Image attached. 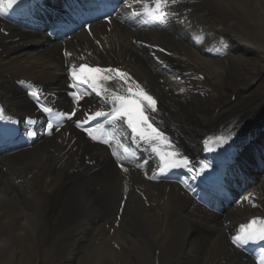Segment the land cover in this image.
Returning a JSON list of instances; mask_svg holds the SVG:
<instances>
[{
	"label": "bare ground",
	"instance_id": "6f19581e",
	"mask_svg": "<svg viewBox=\"0 0 264 264\" xmlns=\"http://www.w3.org/2000/svg\"><path fill=\"white\" fill-rule=\"evenodd\" d=\"M138 9L133 0H17L0 15V102L10 118L0 119V142H9L0 148V264L15 251L35 264H256L264 255L230 243L239 224L264 216V94L261 74L232 86L225 36L259 48L264 0H178L163 26L130 19ZM85 62L120 68L153 94L155 126L190 166L153 182L160 159L123 124L108 129L111 147L77 127L111 107L95 93L74 102L72 92L86 86L70 87V64ZM226 86L233 95L222 100ZM33 89L57 112L76 115L49 118ZM207 133L244 148L215 189L199 188L191 172ZM117 141L136 152L123 161L127 173L113 155L123 154Z\"/></svg>",
	"mask_w": 264,
	"mask_h": 264
},
{
	"label": "snow or ice",
	"instance_id": "6c2138e0",
	"mask_svg": "<svg viewBox=\"0 0 264 264\" xmlns=\"http://www.w3.org/2000/svg\"><path fill=\"white\" fill-rule=\"evenodd\" d=\"M133 2L139 5V9L129 17L130 19L142 16L144 17L143 22L146 24L158 23L163 26L174 15L172 9L178 0H133ZM16 3L17 0H0V15H4L6 9L11 8ZM108 22L111 23L110 18ZM88 31L91 33L90 27ZM226 47L227 45L221 43L217 51L220 52L221 49H226ZM161 51H164V49H161ZM65 55L70 56L71 53L66 52ZM81 59H84V57H81ZM69 74L73 81L70 85L71 88L77 89L80 86H86L83 93L79 91L72 92L77 107L80 101L84 99V96L91 93H95L105 101H111V110L109 112L96 111L90 115L86 114V119L78 121L77 127H83L89 120H94L98 117L104 118L111 127H115L117 123L126 125L130 129L132 139L137 143V146H139L140 142H143L149 145L151 151L158 156L162 164L160 169L162 173L173 168L186 167L190 163L188 157L183 156L176 149L171 139L155 126L152 114L160 111L157 98L134 80L128 72L120 68L90 66L87 63H81L78 66L75 64L71 65ZM200 78L203 79L204 77L201 76ZM20 83L23 85L25 82L20 81ZM30 95L36 100L40 99V91L38 89H33ZM39 107L49 118L55 116L58 119H71L76 115L75 110L71 113H61L43 103L39 104ZM4 113L5 109L0 108V119H10L5 117ZM29 123H35V121L29 120ZM104 130L105 126L103 124L99 125L98 128L85 129L92 140H101V135L98 133ZM28 135L34 136L36 133L29 132ZM215 139L220 144H225L230 137H217ZM112 140V135H109L104 142L110 143ZM117 143L123 150V154L114 151L113 155L116 157L118 167L127 173L129 169L124 166L123 161L135 157L136 152L132 148L120 144L119 141ZM204 167L207 168L208 165H204ZM151 179H156V177L153 176ZM249 242H264V219L253 218L248 223L240 225L238 232L232 236V243L237 247H243ZM262 264H264V261H262Z\"/></svg>",
	"mask_w": 264,
	"mask_h": 264
},
{
	"label": "rangeland",
	"instance_id": "374dc122",
	"mask_svg": "<svg viewBox=\"0 0 264 264\" xmlns=\"http://www.w3.org/2000/svg\"><path fill=\"white\" fill-rule=\"evenodd\" d=\"M256 19H254L255 21ZM259 26H256L254 31L259 33L257 36L260 38L259 48H249L243 46L242 43L235 41L234 35H225L226 38L230 41L231 46L233 47L234 52V68H231L233 74L237 77H233L232 86H239L241 84L248 83L247 80L251 77H255L258 74L262 75L261 81L256 85L258 93L264 94V24L262 21H259ZM232 34V33H230ZM233 67V65H232ZM232 88L226 86L223 93L221 94L222 100H227L233 95ZM257 92L253 96H257ZM253 145L249 147L252 148ZM257 152V150H256ZM259 153V152H258ZM263 160V159H262ZM21 240L16 239V242ZM2 264H35L36 257H32L28 260L23 258V254L19 252L3 254L1 255Z\"/></svg>",
	"mask_w": 264,
	"mask_h": 264
}]
</instances>
